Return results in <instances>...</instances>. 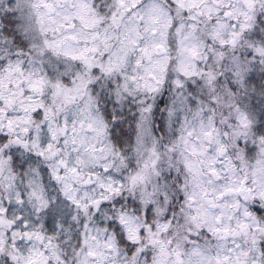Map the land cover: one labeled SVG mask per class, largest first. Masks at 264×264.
I'll list each match as a JSON object with an SVG mask.
<instances>
[{
    "label": "snow or ice",
    "instance_id": "6c2138e0",
    "mask_svg": "<svg viewBox=\"0 0 264 264\" xmlns=\"http://www.w3.org/2000/svg\"><path fill=\"white\" fill-rule=\"evenodd\" d=\"M0 264H264V0H0Z\"/></svg>",
    "mask_w": 264,
    "mask_h": 264
}]
</instances>
